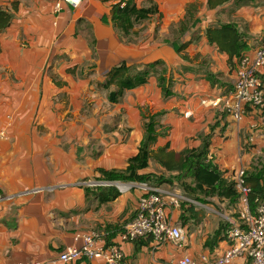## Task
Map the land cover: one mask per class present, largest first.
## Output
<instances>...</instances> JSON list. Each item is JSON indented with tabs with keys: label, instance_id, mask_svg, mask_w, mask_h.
<instances>
[{
	"label": "crops",
	"instance_id": "obj_1",
	"mask_svg": "<svg viewBox=\"0 0 264 264\" xmlns=\"http://www.w3.org/2000/svg\"><path fill=\"white\" fill-rule=\"evenodd\" d=\"M57 1L21 0L12 24L0 34V132L5 131L0 136V264L57 260L67 246L81 245L78 234L91 232L120 245L130 264H175L184 254L217 257L230 240L212 248L207 242L220 228L219 217L231 228L238 211L237 216L226 208L200 212L191 242L181 249L152 237L124 241L121 234L144 193L141 185L121 189L115 200L98 206L80 182H94L99 168H124L144 139L146 118L154 115H159L161 133L155 151L167 144L176 152L198 147L211 133L209 157L226 178L234 179L235 168H245L248 175L264 169V108L249 107L238 121L203 104L234 84L239 65V58L231 65L229 55L210 42L207 28L234 23L247 42L244 52H252L264 39V0H225L213 8L209 0H136L139 5L155 2L161 15L137 25L138 34L126 39L111 21V1L82 0L56 12ZM10 2L3 6L0 0V7ZM189 9V23L182 28ZM174 43L187 46L180 53ZM93 54L96 71L90 78L76 80L65 71ZM61 55H68L70 64L59 61ZM123 60L139 66L165 62L173 94L164 96L152 78L128 90L119 103H110L104 88V112L83 109L91 80ZM52 75L65 84L58 85ZM154 167L163 170L154 161L142 172ZM33 189L43 190L19 196ZM171 212L181 223L183 211ZM244 263L240 258L232 264ZM55 264L104 263L92 258Z\"/></svg>",
	"mask_w": 264,
	"mask_h": 264
},
{
	"label": "trees",
	"instance_id": "obj_2",
	"mask_svg": "<svg viewBox=\"0 0 264 264\" xmlns=\"http://www.w3.org/2000/svg\"><path fill=\"white\" fill-rule=\"evenodd\" d=\"M108 1H111V21L116 30L125 39L130 35L138 34L136 32L137 25L155 15H161L158 5L153 1H149L147 5H139L136 0ZM222 1L225 0H209V6L210 8L216 7ZM20 3L21 0H11L10 7H0V34L12 24ZM190 16L191 9L188 10L187 18L182 24V28H186ZM104 20L108 21V17L106 16ZM206 33L210 42L215 43L221 52L229 55V63L231 65H233L234 57L239 58V62L241 61L248 45L234 23L211 25L207 28ZM174 46L181 53L186 48L187 43H174ZM183 57L184 59L188 58L186 55H183ZM165 65L162 60L140 66L129 64L123 60L110 68L105 74V78L98 84L107 90L110 103H119L128 90L145 85L152 78L157 80L164 96L169 97L173 94V79L167 76ZM76 67L68 68V73L75 74ZM54 80L58 85H63L56 78ZM159 127V115L147 117L145 120L144 139L137 153L128 159L124 168H99V176L94 181L110 183L141 182L159 187L160 185L155 184L156 182L151 183V181L156 180L154 172H142L155 161L163 170L180 173V186L183 189L184 193L182 194L184 196L197 200L217 197L223 200H234L235 204L239 203V193L235 180L226 178V172L221 171L209 157L211 133L202 137V143L198 147L185 148L180 152H176L170 150V145L167 144L165 147L155 151L153 145L161 134ZM246 181L252 188L250 201L254 208L256 206L255 200L264 198V169H260L254 175H248V172H246ZM84 188L87 196L93 195L98 199V206L115 200L121 194V190L112 185L84 186ZM180 209L183 211L180 216L181 223L184 217H189L190 220L194 218L193 220L197 224L200 222L199 212L194 203L190 202L185 209H182V206ZM182 225L186 229L183 223ZM223 225L225 224H221L220 228L210 238V241L207 242V245L211 248L212 244L220 240H229L228 230L230 227L228 228L226 224L227 229H224ZM106 244L113 245L115 243L106 242Z\"/></svg>",
	"mask_w": 264,
	"mask_h": 264
},
{
	"label": "built area",
	"instance_id": "obj_3",
	"mask_svg": "<svg viewBox=\"0 0 264 264\" xmlns=\"http://www.w3.org/2000/svg\"><path fill=\"white\" fill-rule=\"evenodd\" d=\"M82 0H58L55 11L63 10L65 4L75 7ZM264 39L252 52L245 53L239 62L237 78L234 84L221 94L204 99L203 104L220 109L241 121L249 107L264 108ZM5 136V131L0 132ZM234 180L239 193V220L228 230L230 246L217 257L202 255L194 258L188 254L180 257L175 264H232L243 258L244 264H264V198L256 199L253 208L250 201L251 186L246 181V169L235 168ZM84 186L112 185L118 189L128 188L131 183L117 182H80ZM143 194L134 217L126 224L121 237L124 241L135 242L152 237L158 244L170 241L181 249L187 244L186 229L173 218L172 209H180L183 201L193 202L178 191L165 190L147 183H141ZM43 189L24 191L19 196H27ZM14 196H8L13 199ZM79 246H67L58 255L57 260L36 262L35 264H55L57 261L68 263L81 259H101L104 264H130L120 245H107L97 232L80 233ZM23 264V263H21Z\"/></svg>",
	"mask_w": 264,
	"mask_h": 264
},
{
	"label": "rangeland",
	"instance_id": "obj_4",
	"mask_svg": "<svg viewBox=\"0 0 264 264\" xmlns=\"http://www.w3.org/2000/svg\"><path fill=\"white\" fill-rule=\"evenodd\" d=\"M3 6H5L8 3V0H3ZM59 61L63 60L67 62V64H70V57L68 55H61L59 56ZM92 60H88V61H84L82 64H78V65H70L69 67L66 68L65 71L68 70V68H72V67H76V71L75 74H71V73H67L70 75L71 78L74 79H79V78H84L85 75L86 77L90 78L91 75H93V73L96 71L95 67H96V63L95 60L97 59V56L95 54H93ZM51 68V67H50ZM49 70V69H48ZM53 76V75H52ZM102 79L100 80L99 78ZM54 78L57 79V81L62 82L63 84H65V82L61 79L60 76L55 75ZM99 78H95L91 80L90 83V88L91 86H93V90L91 91V95L90 96H86L83 97V109H89V110H99V112H104L105 109L107 110V104L105 102V100L107 99L105 94L107 93L106 90L104 88H102L101 86H99V82H101L104 78H105V74H100ZM108 101V100H107ZM154 171V175L156 176V180L151 181V183H155V184H159L160 186H162L163 188H165L166 190H174V191H178L179 193H184L183 189L180 186V182L181 179H179L180 177V173L174 171V172H169L166 170H161L159 167H154L153 168ZM117 183H127V182H117ZM129 184V183H128ZM132 185L128 186V188H124L125 189H135L137 184H141V182H134L131 183ZM116 187V186H115ZM118 188V187H116ZM193 202L196 206V209L198 210V212H205L206 214L209 213L211 211L210 208L217 210L220 213H224V209H228L232 211L233 216H237V211H238V207L235 204L234 200H223L220 198H205V199H192ZM189 201H183V205H182V209H185V207H187V204H189ZM218 218V217H217ZM220 218V222L221 224H225L224 229H227L226 224L228 225L229 228V222L228 220L225 219V217H219ZM194 218H191V220L189 219V217H184V219L182 220V223L184 225H187L188 227L186 228V234H187V243L191 242L192 239V234L194 233V231L196 230L195 227H197V223L195 222V220H192Z\"/></svg>",
	"mask_w": 264,
	"mask_h": 264
},
{
	"label": "bare ground",
	"instance_id": "obj_5",
	"mask_svg": "<svg viewBox=\"0 0 264 264\" xmlns=\"http://www.w3.org/2000/svg\"><path fill=\"white\" fill-rule=\"evenodd\" d=\"M262 138V137H261Z\"/></svg>",
	"mask_w": 264,
	"mask_h": 264
}]
</instances>
